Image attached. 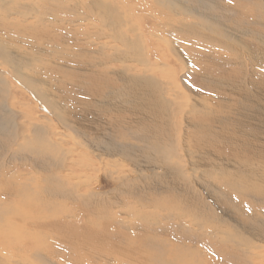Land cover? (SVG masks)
<instances>
[{
	"label": "bare ground",
	"instance_id": "6f19581e",
	"mask_svg": "<svg viewBox=\"0 0 264 264\" xmlns=\"http://www.w3.org/2000/svg\"><path fill=\"white\" fill-rule=\"evenodd\" d=\"M250 6L230 21L205 0H0V83L52 117L8 115L0 264H264V8Z\"/></svg>",
	"mask_w": 264,
	"mask_h": 264
},
{
	"label": "rangeland",
	"instance_id": "374dc122",
	"mask_svg": "<svg viewBox=\"0 0 264 264\" xmlns=\"http://www.w3.org/2000/svg\"><path fill=\"white\" fill-rule=\"evenodd\" d=\"M205 1H207V2H215L216 3V6H218L219 8H220V10L222 11V17L224 18V19H226V20H230V14H231V10H233V7H230L231 5H233V6H235L236 7V5L238 6V8H245V6H250V4H252L250 7H254V6H256L257 8H264V0H205ZM254 1L255 2H258L259 4H254ZM237 3V4H236ZM239 3V4H238ZM221 4V5H220ZM228 4H230V5H228ZM244 4V5H243ZM249 4V5H248ZM259 7H258V6ZM256 14V13H255ZM263 14H264V12H263ZM240 16V15H239ZM239 16L237 17V18H239ZM140 18H144V19H148L149 21H150V23L148 24V25H143V24H140V27L139 28H144V29H147V30H149V31H153V27L154 26H156L158 23H157V21H155L154 20V18L152 17V16H150V15H147V14H140ZM250 20H251V18H250ZM231 21V20H230ZM231 24V23H230ZM246 28V31H248V30H257V27H255V26H246L245 27ZM259 30V29H258ZM191 42H193V41H191ZM248 43H255V42H252V41H250V42H248ZM251 44H247L246 43V45H247V48H249V49H253V48H257V43H255L254 45H251ZM256 45V46H255ZM10 47H12V46H10ZM15 47H17V45L16 46H14V48ZM28 48L29 47H31V46H27ZM45 48L44 49H47L46 47H48V45L47 46H44ZM13 48V47H12ZM17 48H20V46H18ZM38 48V47H37ZM48 48H50V47H48ZM33 51H34V49H33ZM34 52H38V51H34ZM188 56L191 58V57H193V58H197V57H195V56H197V54H191V52L189 53L188 52ZM220 56V55H219ZM221 57V56H220ZM33 59L34 60H36V62H38V63H36L35 62V67H37V66H40V67H42V64L43 63H45V62H49V61H51V59L49 58V57H45L44 56V58H42L41 56H34L33 57ZM154 59V58H153ZM31 60V59H30ZM30 60H23L24 62H22V61H20V62H18L23 68H26L23 64H27L26 62H28V61H30ZM47 60V61H46ZM67 62H66V65L69 67L72 63H73V60L72 59H70V58H66L65 59ZM212 59H207V62H210ZM197 62H201L202 60H196ZM52 63V62H51ZM234 66H235V63H234ZM27 67H31V66H27ZM175 70L177 71V72H179L180 73V75L178 76V78H179V80L181 81V82H186V81H188V76H190V75H188V73H189V71L188 72H182V70H179L178 68H175ZM33 71V70H32ZM37 72L38 71H40L38 74H41L42 72H44V69L42 68L41 70L40 69H38L37 68V70H36ZM9 72V71H8ZM256 72L258 73V75H261V76H264V62H262V61H260L259 63L257 62V65H256ZM11 73V72H10ZM242 74V73H241ZM39 77H41V78H44V79H46V80H48L49 82H52L53 84H56V87L58 86V87H62L63 85H65V84H63V83H61L60 81H59V77L56 75V73L54 72V71H52V69L50 68V67H48V73H46V76H45V74H43V75H38ZM219 78H221V75H219L218 76ZM223 78V77H222ZM221 78V79H222ZM192 78H190L189 80H190V82L189 83H191V82H193V80H191ZM223 79H226V78H223ZM2 79L0 78V81H1ZM74 81H76V83H70V87H69V89H75V90H78V89H80V86L81 85H86V84H80V83H78V78H74L73 79ZM231 80H233V79H231ZM230 80V81H231ZM235 80V79H234ZM11 82H12V84H14V85H10L7 81H4V83H0V135H1V137H0V146H4L5 148H6V146H7V135H8V129H10L9 127H8V122H7V119H8V115L9 114H12L13 115V113H15L16 115H17V119H18V122H21V121H23L24 120V118L26 117L25 116V113H30V112H32V113H34V115H33V119L35 120V123H37V121H44V117H41V113L42 114H44V115H47V116H49L48 118H52V117H50V115H49V113H48V111H47V109H46V106H43L44 104L43 103H40V101H36V100H34V99H32V95L30 96V93L28 92V91H23L22 89H21V87H20V84H19V80L18 79H16V78H14L13 76L11 77ZM187 84V86L186 85H183V86H186L187 87V89H186V92L188 93L189 91H190V93H191V95H192V93L194 92V91H197V93L199 94V95H203V94H207V90L208 89H206V88H204V87H197V86H195V88H191L190 87V84ZM15 86L17 87V89L18 90H20L21 92H19L18 90H16L15 89ZM203 86H205V84L203 85ZM10 93V94H9ZM50 93L51 94H54V98H57L58 99V97H59V95H60V93H58L57 92V89H54V88H52V90L50 91ZM28 96H27V95ZM191 95H188V97H190L189 99H188V101H187V103H186V108H188L189 107V105H190V103L192 102V96ZM67 101H73L72 100V98H65ZM181 99V98H180ZM188 102H189V104H188ZM29 104H32V105H29ZM193 104V103H192ZM36 105L38 106L37 107V109H36ZM39 106H40V108H39ZM10 107V108H9ZM32 108V109H31ZM40 110H42V111H40ZM43 110H45V111H43ZM94 119L95 120H98V121H103V120H106V119H104L103 117H101L100 115H96V116H94ZM111 121V120H110ZM53 123H54V125L56 124L54 121H52ZM84 123L86 124V120H84ZM88 124L89 125H91L92 124V122L91 121H89L88 122ZM56 127H60L58 124H56ZM80 131H83V132H86V129L85 128H80ZM56 132V131H55ZM9 134H11V133H9ZM56 138V137H55ZM133 143V142H132ZM72 145L70 144L69 145V147H71ZM222 150V148H217V149H215V151H219V150ZM71 152H73V153H77V154H79L80 155V157H82V159L85 161V160H87V158L85 157V155L81 152V149H79V148H77V147H74V149H71ZM6 155V153L4 152V151H2L1 150V148H0V161H3V159L4 158H8V157H10V156H5ZM5 160V159H4ZM17 165H19V166H17ZM95 165V164H94ZM13 166H15V167H17V168H19V170H21V167L23 168V163L21 164L20 162H18V161H14V163H13ZM100 166H102V165H100ZM14 172H16V171H14ZM94 175H96L97 176V174L95 173ZM112 180L113 179H111V177H109L107 174H101L100 175V178H99V182L102 184L101 186V192H108V191H110V190H113V188L114 187H116L115 186V184H113V182H112ZM113 186V187H112ZM111 188V189H110ZM174 189H177L176 187H174ZM104 190V191H103ZM202 190V189H201ZM203 191V190H202ZM152 195L150 194V197H151ZM153 198V197H152ZM206 198H208L207 196H206ZM212 204V203H211ZM212 206L213 207H215L214 206V204H212ZM216 208V207H215ZM85 210H87V209H85ZM207 210V209H206ZM211 210H212V213L213 212H217L218 211V208H216V209H214V208H211ZM208 211V210H207ZM208 213H209V211H208ZM210 214V213H209ZM163 215H161V218H163L162 217ZM211 216V215H210ZM125 219V218H124ZM174 219H170V218H166L165 219V217L162 219V221L163 222H165V221H167L169 224H176V223H178V222H176V221H173ZM217 221H213V220H210L209 219V222H202L201 223V226H200V228H204L206 231H211L212 229H213V223H216ZM212 223V224H211ZM190 224V223H189ZM153 226V225H152ZM225 226V225H224ZM156 227V226H155ZM175 233L174 234H176L177 232L175 231V229H172ZM204 233H207V232H204ZM178 234V233H177ZM181 236V235H180ZM174 240H176L175 238H174ZM197 240H199V239H196V241H191V240H189V239H185L184 237L182 238V240L180 241V243H182L181 245H184V246H187V247H198V245H196V244H199V242L200 241H197ZM197 242V243H196ZM199 246H202V245H199ZM226 257V256H225ZM226 258H229V259H231L230 257H226ZM219 259V258H218ZM228 261V260H227Z\"/></svg>",
	"mask_w": 264,
	"mask_h": 264
}]
</instances>
